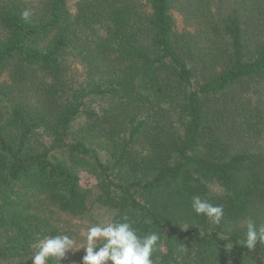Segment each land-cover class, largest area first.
Segmentation results:
<instances>
[{
    "label": "trees",
    "instance_id": "trees-1",
    "mask_svg": "<svg viewBox=\"0 0 264 264\" xmlns=\"http://www.w3.org/2000/svg\"><path fill=\"white\" fill-rule=\"evenodd\" d=\"M259 207L264 0H0V262L102 208L157 231L158 264H264L240 226Z\"/></svg>",
    "mask_w": 264,
    "mask_h": 264
},
{
    "label": "clouds",
    "instance_id": "clouds-1",
    "mask_svg": "<svg viewBox=\"0 0 264 264\" xmlns=\"http://www.w3.org/2000/svg\"><path fill=\"white\" fill-rule=\"evenodd\" d=\"M31 14L28 9L22 12L25 20ZM191 210L214 225L220 226L224 221L223 206L199 195L192 197ZM134 225L135 220L127 213L118 218L97 217L86 230L74 228L72 234L61 231L57 235L37 237V243L29 246V259L32 264H62L70 250H83L82 264H158L160 257L155 254L164 251L160 234L155 230L142 234ZM228 231H232L231 226ZM78 239L83 243L78 244ZM243 244L250 251L258 244L264 245V221L247 217ZM177 251L183 254L187 248L180 245Z\"/></svg>",
    "mask_w": 264,
    "mask_h": 264
},
{
    "label": "rangeland",
    "instance_id": "rangeland-1",
    "mask_svg": "<svg viewBox=\"0 0 264 264\" xmlns=\"http://www.w3.org/2000/svg\"><path fill=\"white\" fill-rule=\"evenodd\" d=\"M29 2H36L37 0H26ZM78 0H67V3L70 7V9L72 11H75L76 8V3ZM172 14L174 16L175 19V29L177 31H182L184 28H188L187 24L184 21L183 16L176 10L172 11ZM81 67L80 65H75V72L77 75L81 74ZM91 182H94L93 179L90 180ZM215 190L219 191L218 188H215ZM252 216L253 218H258L259 221H262V219L264 218V207H259V208H254L250 211L248 216ZM111 214L110 212L106 211L105 209L102 208H96L94 211H92L90 213V215L82 218V219H78L76 220V222L80 225V229L83 228L86 230L87 226L90 225L91 223H94L97 219V217H104V218H110ZM247 216V217H248ZM246 219L244 220V222H242L240 224L241 227H246ZM83 241L82 239H78V244H82ZM78 250V249H77ZM75 251L70 250L68 252V255L73 254ZM0 264H6V263H2L0 262Z\"/></svg>",
    "mask_w": 264,
    "mask_h": 264
}]
</instances>
